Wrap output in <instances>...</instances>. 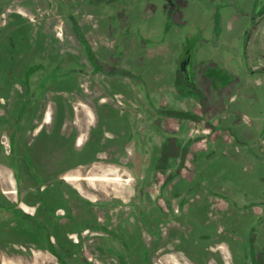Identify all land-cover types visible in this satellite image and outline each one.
I'll use <instances>...</instances> for the list:
<instances>
[{
    "label": "rangeland",
    "instance_id": "374dc122",
    "mask_svg": "<svg viewBox=\"0 0 264 264\" xmlns=\"http://www.w3.org/2000/svg\"><path fill=\"white\" fill-rule=\"evenodd\" d=\"M175 1L64 0L62 3L61 0H0V24L5 33H8L4 35L5 41L0 40V83L2 84L4 79L1 74L4 64L8 61L12 63L13 59H18L28 52L27 38L30 41L34 40L35 51H39L37 54L44 55V48L47 46L51 52L63 57L64 61H69L66 57L73 59L71 54L78 58L74 52L79 50L75 41L71 40L72 45H68L64 42L59 43L54 36L36 38L35 34L38 31L44 32L45 27L51 23L50 19L43 18L48 12L50 17L61 12L64 23L59 24L58 32L62 34V38L68 39L74 32L73 22L78 18L77 16H80L79 12L84 11L87 16L96 18L98 32L104 34L107 39L120 38L117 41L120 44L125 38L130 39L132 36L137 38V50L129 53L130 57L125 67H130L132 72L140 74L145 86L129 78H126L121 85L117 82L112 83L107 96L109 102L101 105L98 111L101 115L109 114L111 118L116 117L123 122H131L133 128L143 127L146 124L145 108H150L148 101L152 103V108L157 109V104L162 98L170 94L159 90V87L163 88L165 81L170 78L174 52L172 47L174 41L170 40L173 34L163 32L161 21L165 17L161 13L164 8L173 6ZM253 4V0H188L187 4L180 6L176 14V18L180 19L183 25L174 33L181 35L182 38L190 32L189 23L203 25L213 13L223 20L222 29L221 27L215 29L217 34L221 29L220 33L223 35L221 39L224 40V44L219 49L205 47L202 54L206 59L220 62L225 67L234 69L235 73L240 70L236 73L237 82L240 83L237 86H243L245 89L236 92L237 86L234 87L228 95H224L223 100L220 96L221 101L219 99L214 103L213 108L208 107L201 95L200 100L204 107L209 108L208 115L218 116L219 127L226 128L231 135L232 142L224 144L223 149L218 151L225 157L219 155L220 157L212 160L211 152L197 155L194 164L198 170H194L197 171L194 177L191 173V177L183 179L175 186L176 191L173 192V197L177 196V203L169 200L164 204L151 194L148 195L151 199L141 200L140 191L144 192V188L140 186L142 179L139 178L138 170H134L142 165L140 163H137V167L134 164L129 166L134 176H137L136 184L122 170L118 171L119 173H108L103 169L95 171L96 178L100 177V180L97 179L99 188L91 191L88 183L83 184V187L85 191L97 196L95 205H99L98 208L91 203L78 200L70 186L65 187L56 182L50 186L51 191L49 189L44 191L41 186L34 185L35 191L31 189V192H34L36 197L32 202L35 209L41 207L48 213V217L55 220L62 219V221H59L57 227H49L50 231L43 230L42 227L38 228L39 231L35 230L37 232L35 236V232L22 233V231L14 230L16 228L13 225L14 216L9 211L5 219V211L0 208V229L5 231L0 237V264H188L182 255L176 253V250L183 251L194 260L190 264L200 262L202 264L203 249L206 245H212L210 250L207 249L211 254L216 252L223 260L231 264L226 248L221 245L218 249L213 244L223 243L234 251L239 250L240 253L249 228L255 226L257 234L264 237V216L253 212V207L264 209V148L260 145L261 133L256 132V128L262 127L264 123V84L262 85L261 82L260 86H255L257 77L251 80L244 76L245 68H264V44L253 54L247 52L244 55L241 54L235 37V34L247 25L248 12L251 11ZM18 5L23 6L26 13L18 9ZM16 12L21 14L19 18L14 19L16 24L21 25V34L15 28L14 31H10L12 29L6 31L11 28L7 23L13 20L12 16H18ZM27 12H34L35 21H31L33 18H29ZM153 25L155 28H152ZM225 26L228 31L224 30ZM158 28H160L159 32ZM258 32L260 35L264 34V25ZM142 37L148 40L143 41ZM162 37H166L164 41L168 42L169 48L156 64L143 54L146 50H154V47L159 45L156 44V39ZM9 46L14 48L9 49ZM117 54L118 52H115V55ZM135 55L138 60L141 59L137 64L132 62L135 60ZM230 59H233L232 62L229 61ZM79 61L81 64L85 63L81 55ZM261 75L264 76L263 72ZM162 78L164 79L159 84ZM54 79L57 80L55 83L52 81ZM44 81H46L45 85L49 84V86L38 88V96L39 93L40 98L43 96V102L52 111L60 113L62 109L72 110L78 107L73 103L66 105L65 99H61L67 96L72 98V101H76V97L83 96L77 89V84H72L74 79L70 81L65 74L53 71L46 75ZM251 83H254L253 87ZM248 87L254 91V98L249 101L250 103L246 102ZM60 90L66 91L63 93L73 90L75 95L56 93ZM17 91L16 86L11 84L5 91L0 92V97L9 98L8 101L4 100V105L8 108L7 112L12 109L11 104L14 102ZM114 95H121V100H116ZM192 96L197 98L195 94ZM130 98L133 101L131 105L127 101ZM50 100L53 102L50 103ZM180 100L187 102V99ZM117 103H120L119 106ZM251 104L253 106L249 109ZM239 113L249 119L248 121L252 124L241 121ZM129 133L132 138L130 148L134 150L136 160H139L143 153L142 144H146L145 150L154 149L155 144H149V137L145 135L143 140L146 134L144 130L134 135ZM43 134L36 138L37 142L43 141ZM97 141L98 138L94 133L82 147L84 153L79 159H74L77 152L70 144L69 149L63 151L65 154L60 160L63 162H59L55 173L63 172L78 164L88 163L87 161H91L97 152L106 151L113 140L112 137H107L102 144H97ZM63 163H67V166L63 167ZM201 183L209 194L223 199L228 207L224 210L212 209L210 206L212 200L201 190ZM151 188L154 192L155 188ZM181 191L184 192L183 196H179ZM50 192L51 200L48 201L47 194ZM124 193H128L127 199L120 202L122 199L119 196H123ZM8 196L11 198V195ZM177 209L182 216L176 220V217L172 218L170 215H176L174 212ZM59 211L64 214H58ZM69 223L71 225H68ZM68 226H71L70 229ZM173 230L178 231L176 233L178 241L169 239ZM46 236L50 237L51 242ZM29 242H32L34 246H31ZM209 264L214 262L211 260Z\"/></svg>",
    "mask_w": 264,
    "mask_h": 264
},
{
    "label": "crops",
    "instance_id": "0c3cea01",
    "mask_svg": "<svg viewBox=\"0 0 264 264\" xmlns=\"http://www.w3.org/2000/svg\"><path fill=\"white\" fill-rule=\"evenodd\" d=\"M61 1L64 3V0ZM17 8L23 11L26 10L20 5H18ZM24 12L26 13V11ZM16 13H18V16H12L14 19L15 17L19 18L21 15L20 12ZM27 14L29 15V18H33L31 21H35L34 12H27ZM75 14L76 13H74V15ZM79 14L80 16H77L78 18L74 19L91 50L96 53L98 48L99 50L103 49L102 58L104 60L111 59V56L113 54L115 55V52H118L117 55H120L119 57L121 62L118 61L117 64L118 66L120 65L122 69H126L127 67L125 66L128 64V57H130L129 53L135 52V50H137V46L128 41V38H125L124 41L120 43V46L117 45V43L115 44L114 39H107L104 34L98 32V24L95 17L87 16L84 11L79 12ZM161 14L163 15V13ZM43 18L46 20L50 19L49 21H51V23L45 27L44 32L38 31V33L35 34L36 38H39L40 35H42L44 38L54 36V39L60 40L62 38V34L58 32L59 24L64 23L61 12L57 15H53L52 17L49 16L48 12ZM12 23L16 24L15 20L9 21L7 25L10 24L11 27L17 25V27H13V29L15 28L17 30L18 28L20 32L21 25L19 23L12 25ZM0 27V29H2L0 30V40H3L5 30L2 28L3 26L1 24ZM70 35L71 37L69 36V38L73 40V34L71 33ZM118 40H120V38H118ZM112 43L116 46H112ZM172 47L174 51L172 60L173 69L170 74V78L165 81V87L163 86V88H158L159 90L170 94H168L167 97L165 96L162 98V100L157 104V109L152 108V103L148 101L150 108H145L146 111L144 112L146 113V124L143 127L138 126L133 128L131 122L126 123L120 119H116V117L111 118L108 116L109 114H100L98 111L99 107L109 102V98L107 96L110 92L109 90H111L110 83L117 82L121 85L127 77L117 76L114 77V79H111L106 78L101 73L88 76L87 71L91 70L89 67L86 74L79 75L78 79L74 83L75 85L77 84V89L81 91L84 97H76V101H72L73 99L67 96H63L61 98L65 99L64 102L66 105L73 103L77 104L78 107L73 108L72 110L65 108V110H61L60 113H55L46 105L45 102H42V104L46 107L42 113H37L36 116L33 115L31 117L33 120V128L27 133L25 142L30 161L34 166V169L37 170L39 175L47 179V185L49 187L56 182L61 185H68L67 187H71L78 200L91 203L93 206L98 208L100 206L95 205V199L97 196L94 193L85 191L83 187V184L88 183V185L91 186V191L99 188L97 179L100 180V177L96 178L95 171L103 169L108 173H119L118 171L122 170L126 173V175H129V177L133 179V182L136 184L135 181H137V176H134V172L132 169H129L131 168L129 166L134 164L137 167V163H140L142 164L141 166L134 168V170H138L139 178L142 179L140 186L144 188V192L140 191V196H144V199L146 200V198L151 199V197H148V195L151 194L155 195V198L158 201L161 200L164 204L169 200H173V202L175 201V203H177V196L173 197V192L176 191L174 190L175 186H177L180 181H183V179L191 177V173H193L192 177H194L197 172L194 170H198L197 166L194 164L197 155L200 156L211 152L212 155H210V157L212 156V160L216 159L219 155H221V157H225L222 155V152L219 153L218 151L223 149L224 144L232 142L231 135H229L226 128L219 127L220 121L218 116H214L213 114L208 115L207 110L209 108L204 107L200 100V93L202 90L200 89L201 87L198 83L196 85V90L198 89L200 93L196 90L193 91L186 88L177 77L176 72L174 71L177 49L174 45ZM168 48L169 44L165 42L164 44L162 43V45L154 47V50H146V55L143 54V56H147L148 60L152 59V61H155L157 64L158 59L164 56ZM112 51L113 54L111 53ZM121 55L123 56V59ZM132 62L134 64L139 62L136 55L135 60ZM14 75H16V73H14ZM163 79L164 78H162L161 81L159 80V84L163 81ZM250 79L252 80L253 77H250ZM261 82L264 83V80L260 79L256 81L255 84L251 83L250 85H252V87L254 85L260 86L259 84ZM237 85L235 83L231 84L219 92V94H207L206 98L203 100L207 102L208 107L213 108L214 103L218 102L217 100L220 99V96L223 100L224 95H228V92ZM197 86H199V88H197ZM237 90L238 87L236 92ZM63 92L66 91H61L60 94L71 95L70 92L74 91L71 90L67 93ZM253 92L254 91L250 88L246 92L248 98L246 102L252 101L254 98ZM193 94L197 97L196 99L193 98ZM114 96L117 98L116 100L119 101L122 98L121 95ZM58 97L61 96L58 95ZM14 98V102L11 106L17 101L16 97ZM182 98L187 99V102L181 101L180 99ZM215 98L219 99L216 100ZM231 98L232 97H230V99ZM3 99L8 101L9 98ZM52 102L53 101L50 100V103ZM132 103L133 101L130 98L129 104L131 105ZM119 104L117 103L118 106ZM252 106L253 104L249 105V109H251ZM152 109H154L156 113H154ZM2 112L3 111L0 108V113ZM239 118L244 123H251L248 121L249 119L242 115L240 116V114ZM263 127L264 123L262 127L256 128V132L260 133ZM143 130L146 132L143 140H145L146 135V137L150 138L149 144L154 143L155 146L153 150L148 151L144 148L146 147V144H142L141 151L143 153L141 154L140 159L136 160V154L134 150L130 148V141L132 138H130L129 132L134 135L137 134V132H142ZM94 133L96 138H98L97 144H102L104 142V138L112 137L113 141L107 147L106 151L97 152L94 157L92 156L93 159L91 161H87L88 163L86 164H78L64 170L63 172L55 173V170L59 167V162H63L60 161L63 154H65L63 151L65 149H69V147L73 145V149L77 152V156H75L74 159L81 158L84 153L82 147ZM41 134L44 135V139L42 142L41 140L37 142L36 138L40 137ZM127 136L129 137L127 141L124 142L123 140H125ZM0 140L3 142L5 138L0 135ZM119 142L121 143L119 144ZM260 145L264 148V135L261 137ZM21 150L23 149L18 150L17 156L8 155L3 151L0 144V191L3 193H12L15 190V182L12 171L13 166L17 164L18 168L21 170H25V167H27V160L24 158ZM144 153L145 156H143ZM62 166L66 167L67 163H63ZM26 175L27 174H24V178ZM29 176L30 175H27V178ZM66 179H68L69 182ZM202 184L203 183L200 184L202 188L201 190L204 191L206 196L212 200L210 203L212 209L224 210L228 207L227 203H225L223 199L209 194V192L202 187ZM151 187L155 188L154 192H152L153 190ZM179 194V196H183L184 192L181 191ZM8 195L13 194H6V196ZM127 195L128 193H124L123 196L120 195L119 198L122 199L120 202L123 201V199H127ZM35 199L36 198L32 199L33 202ZM47 200H51V192L47 194ZM31 204L27 205L22 203L20 206L21 209H23L22 211L27 212L33 221H35L34 217H37L36 222L33 223L32 221L31 225H39V222L41 223L40 225L43 224L49 230V227H57L59 221H62V219L55 220L52 217H48L49 215L46 211H42L41 213L35 209L33 204ZM113 211L112 213H114ZM253 212L260 214L264 212V209L253 207ZM62 213L64 214L62 211L58 212V214L61 215ZM14 224L19 225L18 223ZM68 225L71 224L69 223ZM68 227L70 229L71 226ZM4 232V230L0 231V237L4 235ZM176 253L182 255L188 264L194 261L181 250Z\"/></svg>",
    "mask_w": 264,
    "mask_h": 264
},
{
    "label": "flooded vegetation",
    "instance_id": "af4514ba",
    "mask_svg": "<svg viewBox=\"0 0 264 264\" xmlns=\"http://www.w3.org/2000/svg\"><path fill=\"white\" fill-rule=\"evenodd\" d=\"M253 1H254L253 7L251 11L248 12L247 25L242 29V31L240 30L239 33L237 32L235 34L236 44L237 46L239 45L240 52L241 54L244 55L247 54V52H251L253 54L254 51L261 49L264 44V34L260 35L258 32V30L263 28L264 25V0H253ZM187 3L188 0H176L173 6H170L167 9L164 8L162 13L165 19L161 21V24H163L162 26L163 32H165L166 34H171V33L173 34V37L170 40L174 41L173 43L174 47H176L177 49V56L174 62V71L176 72L177 77L180 79V81L183 83V85L186 88H189L190 90L193 91L196 90V85L198 83L202 91L201 93L200 91H198V89L196 91L200 93L203 100L204 98H206L207 94L208 95L211 93L219 94V92H221L222 90H224L225 88H227L228 86L234 83L236 85L237 84L239 85L240 83L237 82L236 73L240 72V70H238V72L235 73L234 69L227 68L220 62L206 59L202 54L205 47L211 49H219L224 44V40L221 39L223 35L220 33L222 27L224 26L223 20L219 15H216V13H213L211 18H209L208 21L203 25L189 23L188 27L190 28V32L188 33V35H185L183 38L181 35L180 36L175 35L174 32L179 31V28L182 27L183 25V22H180V19L176 18V14L180 6ZM73 23H74L73 26L74 32L72 33L73 34L72 36L74 37L73 41L76 42V45L79 48V50H75L74 52L77 54L78 58H76L73 54L70 53L73 56V59L66 57L67 59H69V61H64L63 57H61L59 54L55 52H51V50H49L50 48L47 49V46L46 48H44V53H43L44 55L37 54L39 51H35L36 44L34 40L30 41V39L27 38L28 43L26 44V47L29 49L28 52L23 54L24 56L18 59L17 58L13 59L14 61L12 63L8 61L2 67L3 69L1 74L3 75L4 79L2 84L0 83V92L2 90L5 91L7 87L10 86L11 84L16 86L18 91L16 92L17 95L15 96L17 101L12 106L11 111L8 112L6 111V109L8 108H6L4 105L3 97H0V108L3 111L2 113H0V135L1 137L5 138L3 142L0 140V144L3 148V151L8 155L17 156L18 150L23 149L21 150V152L24 155V158L27 160L26 161L27 167H25V170H21L18 168L17 164L13 166L12 171L15 182V190L12 193L11 192L3 193L0 191V208L3 211H5L6 214L5 219L8 216L7 213H9L10 211L12 216H14L15 219L13 220L14 223L19 224V225L14 224L16 226L14 230L22 231V233L35 232V230L39 231L38 228L41 227L43 228V230L47 229V227H45L43 224L40 225L41 223H39L38 221L37 222L39 225H31L33 219H31V217L28 215L27 212L22 211L23 209H21L20 207L22 203L30 205L33 202L32 199L36 198L34 192H31V189L34 190L33 188L34 185L41 186V188H43L44 191H47L48 189L51 190L50 187L47 185V179L39 175L37 173V170L34 169V166L30 161L27 145L25 142L27 133L33 128L32 127L33 120L31 119V117L33 115L36 116L37 113L40 112L42 113L45 108L44 105L42 104L43 96H41L42 99L39 97L40 93L38 96V88H43V87L46 88L47 86H49V84L45 85L46 81H44V78L46 77V75L54 71L58 74L60 73L65 74L66 78L70 81L73 79L76 81L79 75L86 74V71L89 67L91 68V70L87 71L88 76L96 75L99 73L103 74V76H105L106 78H111V79L112 78L114 79V77L117 76H125L129 78L131 81H137L145 86L144 81L142 80L140 74H137L136 72H132L130 67L126 69H122L120 65L118 66L117 62L120 61V57H119L120 55H114L112 51L111 52L113 54L111 56L112 58L108 60H104L102 58L103 49L99 50L98 48L96 50V53H94L91 50L86 39L84 38V35L81 33L79 27L76 25V22L74 21ZM13 27H17V26H13ZM13 27L8 28L6 30L9 31L10 29H12L10 31H14L15 29H13ZM217 27H221L219 34H217L215 29ZM152 28H155V25H153ZM17 30H18L17 32L21 34L18 28ZM224 30L228 31V28L225 26ZM157 31L159 32L160 28H158ZM7 34L5 33L4 35ZM41 37L43 36L40 35L39 38ZM165 38L162 37L160 39H156L155 41L156 44L159 45H162V43L164 44ZM18 39L19 38H17V40ZM141 39L143 41L148 40L145 37H142ZM2 41L5 40L3 39ZM57 41H59V43L64 42L67 43L68 45L69 44L72 45L70 43L71 42L70 38L68 39L61 38L60 40ZM82 41H85L86 44L89 46L91 59L88 56L85 48L86 46L85 44L82 43ZM117 41L119 40L114 38L115 44L117 43V45L120 46L121 44H119ZM128 41H130L132 44H135V46H137L138 44V40L135 36H132V38L130 39L128 38ZM112 44H113L112 46L115 45L114 43ZM141 45L142 43L140 41V46ZM12 48L14 47L9 46V49ZM48 50H49V54H47ZM139 52H141V50ZM80 55L84 58V62H85L84 64L83 63L81 64V62L79 61ZM21 58L23 60H20ZM232 60L233 59H230L229 61L232 62ZM245 69L246 70L244 76H246L247 78L257 77L258 80L260 79L264 80V76L262 77L261 75V72H263L264 74V68L263 69L245 68ZM14 73H16V75H14ZM55 80L56 79L52 81L55 83L57 81ZM112 83L113 82L110 83V86ZM263 84L264 83L262 82V85ZM199 86H197V88H199ZM237 87H238L237 92L245 89L242 88V86H237ZM61 91L62 90L58 91V94H60ZM70 93L71 95H75V92H70ZM152 111L156 113L154 109H152ZM239 114L240 116L242 115L241 113ZM260 133L261 136L264 135V127L262 128ZM24 174L30 175L28 177L29 179L27 178V175L24 178ZM66 180L69 182L68 179ZM30 185L32 187H30ZM63 185L65 187L68 186L65 184ZM6 194H13L10 196L12 198H9L8 196H6ZM140 198L141 200H143L144 196L143 197L140 196ZM7 208H9V210H7ZM37 210L40 211L41 213L42 211L44 212V210H42L41 207H39ZM174 213H176V215H170V217L171 216L172 218L176 217V220L177 218H180L182 216L180 215L179 210L175 211ZM260 215L264 216V212L260 213ZM34 220L35 221H33V223L36 222V217H34ZM257 227L259 228V224L257 225ZM157 230H158V226H157ZM47 231L49 230L47 229ZM176 233H178V231L173 230L170 233L171 235L169 236V239L172 238V240L175 241V239H177ZM246 234H247L246 241L243 245V249L240 250V253L239 250L234 251L231 247H228L223 243H218L213 245L217 246L218 249L221 248V245H223L226 248V252L227 254H229L228 259L230 260L231 264H262L264 261V237L260 236V234H257V232L255 231V226L249 228L246 231ZM35 236H37V232H35ZM48 240L49 242H51L50 237H48ZM176 241H178V239ZM30 244L31 246H34L32 242ZM211 246L212 245H206L205 249H203L204 257L202 264H209L211 260L214 262V264H228V262L223 260V258L218 254H216V252L211 254L208 251L210 250ZM176 252L179 251L176 250ZM219 253L221 254V252Z\"/></svg>",
    "mask_w": 264,
    "mask_h": 264
},
{
    "label": "trees",
    "instance_id": "16d2710c",
    "mask_svg": "<svg viewBox=\"0 0 264 264\" xmlns=\"http://www.w3.org/2000/svg\"><path fill=\"white\" fill-rule=\"evenodd\" d=\"M82 43L85 44V46H86L85 48H86L87 54H88V56H89L90 59H91L89 46L86 44L85 41H82Z\"/></svg>",
    "mask_w": 264,
    "mask_h": 264
},
{
    "label": "water",
    "instance_id": "95a60500",
    "mask_svg": "<svg viewBox=\"0 0 264 264\" xmlns=\"http://www.w3.org/2000/svg\"><path fill=\"white\" fill-rule=\"evenodd\" d=\"M262 264H264V261H263V263Z\"/></svg>",
    "mask_w": 264,
    "mask_h": 264
}]
</instances>
